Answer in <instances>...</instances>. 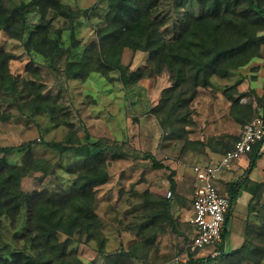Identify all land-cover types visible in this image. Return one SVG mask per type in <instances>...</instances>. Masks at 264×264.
Here are the masks:
<instances>
[{
	"label": "trees",
	"instance_id": "16d2710c",
	"mask_svg": "<svg viewBox=\"0 0 264 264\" xmlns=\"http://www.w3.org/2000/svg\"><path fill=\"white\" fill-rule=\"evenodd\" d=\"M102 1L106 13L104 23L96 29L94 60L90 59L91 55L76 60V52L70 53L71 59L64 58L70 52L63 49L62 36L67 30L60 27L51 31L50 26L53 21L64 18L72 23L76 13L59 0H23L9 7L0 0V32L10 34L11 30L19 28L20 33L10 37L21 41L30 56L27 70L38 71L37 64H42L59 72L57 66H64L62 74L66 81L84 80L95 72L105 76L110 71H117L120 82L127 86L132 78L136 80L146 73H160L167 69L173 76L172 84L162 91L153 113L158 119L161 113H168L165 122L170 124L172 118L179 116V125L186 122L178 115L179 109L188 108L198 88L208 87L214 76L226 78L231 71L247 65L258 56L259 44L263 40L257 34L264 28V8L259 5V0H195L199 14L188 9L179 17L173 12L185 7L184 0ZM166 6H171L170 11L160 14ZM168 25L173 27L174 35L167 40L161 28ZM68 30L71 46L76 48L74 32L72 28ZM125 48L148 53L149 66L127 75L128 68L121 63ZM13 59V54L0 48V100L8 106L20 107V111L27 108L33 115L46 114L57 126H67L69 131L62 143L44 144L57 150L61 156L71 155L75 162L66 170L73 175L69 188L51 183L25 190L22 187L24 179L33 173H40V178L55 175V165L44 158L33 157L31 145L25 148L22 165H12L6 159L12 148H0V240L5 228L12 230L13 240V245L0 242V264H82L71 252V242L88 243L99 236L102 223L96 213L97 189L107 183L108 162L122 157V147L100 139L91 140L87 133L79 138L72 130V124L61 118L63 109L57 107L56 97L46 94L43 83L10 72L9 62ZM222 138L227 140V137ZM231 144L223 146L222 152L232 149L234 142ZM259 148L260 144L250 152V168L260 156ZM147 158L154 168H164L153 157ZM242 184L243 180L227 185L230 206L222 242L215 247L218 254L202 258H193L189 254L184 264H209L218 259L226 264H260L264 256V216L260 218L259 230L254 232L259 245H254L250 236L230 253L224 250L231 207ZM170 185L173 191L175 182L172 177ZM139 198L145 201L147 194H141ZM260 206L261 213H264V201ZM155 207H142L145 223L139 225L138 233H145L160 217L174 225L168 198L163 199L161 208ZM144 241L146 246L150 239L147 237ZM124 258H135V254L133 251L121 253L116 262L123 263Z\"/></svg>",
	"mask_w": 264,
	"mask_h": 264
},
{
	"label": "rangeland",
	"instance_id": "374dc122",
	"mask_svg": "<svg viewBox=\"0 0 264 264\" xmlns=\"http://www.w3.org/2000/svg\"><path fill=\"white\" fill-rule=\"evenodd\" d=\"M22 1L2 0V3L9 7ZM59 1L76 13L72 23L64 18L53 21L50 26L51 31L60 27L67 30L62 36L63 49L70 52H67L64 58L69 59L70 53L76 52V60H83L90 55V59L94 60L96 29L104 23L106 13L104 2ZM184 1L185 7L181 6L175 10L174 16L179 17L188 9L195 15L199 14L195 0ZM259 5L264 8V0H259ZM170 9L171 6L163 7L160 14H166ZM70 28L75 35L76 48H72L69 40ZM172 28L169 25L161 28L167 40L173 38ZM20 31L19 28H15L10 34L0 32V48L14 55V59L9 62L10 72L19 75L20 78L43 83L46 94L56 97L57 107L63 109L64 116L61 118H66L72 124V130L74 129L79 138L82 139L87 133L91 140L100 139L114 143L120 145L123 150L120 159L108 162V181L97 189L96 213L102 223L99 236L88 243L71 242V252L76 254L82 264H184L189 255L185 253V245L192 236L187 221L192 211V179L189 169L194 162L199 161L195 158L201 150L198 141L203 139L206 143L215 137H227L229 141L222 140V145L218 148L222 153V147L227 143L233 144L243 126L255 115L248 103L242 104L243 108L241 107L239 100L244 93L239 94L237 90L245 78L248 77V83L251 84L255 77L258 79L256 76L258 70L264 71V28L257 32L259 37H263L259 44L258 56L251 59L247 65L231 71L226 78L214 76L210 78L208 87H199L188 108L183 107L178 111V115L186 121L181 125L178 123L179 116L172 118L170 124L165 122L168 113H161L159 119L153 113L162 91L172 84L173 76L167 69L161 70L160 73H146L136 80L132 78L127 86L120 82L117 71H110L105 76L95 72L90 73L84 80L67 81L62 74L64 66L58 65L59 72H54L45 65L37 64L35 66L38 67V71L31 72L27 70L30 56L24 50L21 41L10 37ZM121 63L128 68L127 75H130L149 66V55L125 48L121 54ZM19 108L8 106L0 100L2 118L0 148H12L6 157L8 163L22 165L26 154L25 148L31 145L33 157L44 158L51 165H55V175L40 178V173H33L31 177L22 181V187L25 190H32L51 183L56 185L60 183L69 188L73 175L66 170L73 165L75 159L69 154L61 156L57 150L44 144L62 143L69 128L65 125L57 126L46 114L33 115L27 108L23 107L22 111ZM147 156L163 164L164 168H154ZM170 177L175 182L173 191L170 190ZM145 193L147 199L142 201L139 197ZM164 198L170 201L174 225H169L160 217L153 227L145 230V233L144 231L138 233L139 225L145 223L143 219L145 212L142 207L161 208ZM260 208L259 203L255 209L260 211ZM256 215L257 213L252 212L247 222L246 213L230 215L226 246L224 245L226 252L230 253L239 248L238 232L243 231L245 223L252 227L255 225L252 234L256 231L264 213L260 211ZM2 235L1 243L6 241L4 243L13 245L12 230L5 228ZM147 237L150 242L145 246L144 238ZM252 237L253 244L259 245L258 237L256 235ZM128 251H133L135 258L129 260L124 258L123 263H117V257ZM217 254L218 250L210 247L192 256L215 257ZM209 264L226 263L218 259ZM260 264H264V256Z\"/></svg>",
	"mask_w": 264,
	"mask_h": 264
},
{
	"label": "built area",
	"instance_id": "2783aa9c",
	"mask_svg": "<svg viewBox=\"0 0 264 264\" xmlns=\"http://www.w3.org/2000/svg\"><path fill=\"white\" fill-rule=\"evenodd\" d=\"M258 144H264V119L261 116L252 118L243 126L232 149L226 151L218 161L191 166L192 215L188 223L192 228V237L185 246V253L195 254L221 244L230 203L227 194L219 193L216 187L217 174L230 171L241 157Z\"/></svg>",
	"mask_w": 264,
	"mask_h": 264
},
{
	"label": "crops",
	"instance_id": "0c3cea01",
	"mask_svg": "<svg viewBox=\"0 0 264 264\" xmlns=\"http://www.w3.org/2000/svg\"><path fill=\"white\" fill-rule=\"evenodd\" d=\"M256 76L258 77V79H256L255 77L254 82H253L255 83V85H253V83L251 84L248 83V77L245 78L243 82L240 84L237 92H239V94L244 93V96L240 98L239 103L242 108H243L242 104H245V103H248L249 106L252 107L251 109L255 114L252 116L253 118L256 116H261L264 119V71L262 69L258 70ZM234 90H236V88ZM210 140L211 141H208L206 143H204L203 139L198 141V144L200 145L201 150L198 152L199 154L195 155V158L199 159V161L194 162L192 165L194 164L204 165V164L214 163L218 161L220 157L224 154V152L221 153L220 150L218 149L219 146L222 145V142H223L222 140L224 139L222 137H215ZM258 152L260 156L256 160L253 168H250L251 154L248 153L244 155L243 157H241L234 164V166L232 167L230 171L219 172L216 178V187L219 193H226V188L229 183H235V182H239L243 180V184L239 192V195L237 199L233 202V205L231 207L230 215H232V213H237L240 215L246 213V222L248 221L249 216L252 212L257 213V215L259 214L260 211L255 208L258 207L259 203H263L264 201V144L260 145ZM218 155L219 157H217ZM189 174H190V178L193 181L191 167L189 169ZM257 186L259 188H257ZM168 196H169L168 198L171 197V192L168 193ZM254 204L256 207L254 206ZM191 210H192V203H191ZM190 215H192V211ZM189 218L190 217H188V219ZM229 221H230V218H229ZM252 228H253L252 225H249V223L248 224L245 223V227L243 231L238 232V236H239L238 246L239 247L243 244V242L246 239H249L250 236L255 235L254 233L251 234V232H253ZM257 230H259V228L256 229V231ZM224 245H225V242H224ZM225 246L224 248H226ZM206 249H210V248H206Z\"/></svg>",
	"mask_w": 264,
	"mask_h": 264
}]
</instances>
